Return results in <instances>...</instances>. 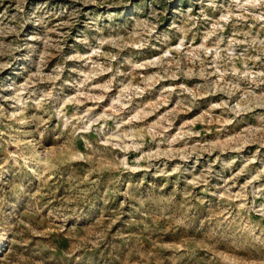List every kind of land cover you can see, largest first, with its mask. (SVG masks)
Segmentation results:
<instances>
[{
  "label": "rangeland",
  "instance_id": "rangeland-1",
  "mask_svg": "<svg viewBox=\"0 0 264 264\" xmlns=\"http://www.w3.org/2000/svg\"><path fill=\"white\" fill-rule=\"evenodd\" d=\"M0 264H264V0H0Z\"/></svg>",
  "mask_w": 264,
  "mask_h": 264
}]
</instances>
